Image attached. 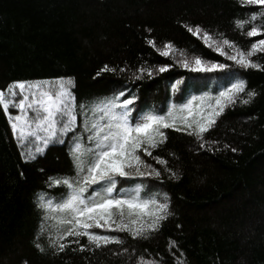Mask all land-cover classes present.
I'll return each instance as SVG.
<instances>
[{"label":"trees","instance_id":"obj_1","mask_svg":"<svg viewBox=\"0 0 264 264\" xmlns=\"http://www.w3.org/2000/svg\"><path fill=\"white\" fill-rule=\"evenodd\" d=\"M257 7H241L238 0H0V89L13 80L72 76L78 101L126 88L137 97L136 107L161 112L190 95L216 96L235 77L246 83L245 93L226 104L204 133L205 147L186 131L162 129L167 139L153 154L168 160L178 179L169 178L167 172L160 178L116 177L117 189L144 183L150 190L169 194L172 214L160 231L148 239L107 232L120 236L124 244L91 252L70 244L56 254L48 248L47 237L40 241L45 252L34 247L42 217L35 207L37 195L63 191V186L49 189L46 178L74 174L68 155L72 133L64 144H50L43 155L25 162L0 110V264H137L139 256L160 264H264V53L252 57L261 67L242 68L185 27L199 24L214 35L223 33L246 50L264 34L248 37L244 33L251 25L238 29L234 18H245ZM165 42L174 46L168 57L158 51ZM181 49L189 58L196 54L229 68L203 73L185 69L175 63ZM106 64L130 70L101 71ZM163 64L171 67L152 77L132 78L140 65ZM176 80L182 83L173 91ZM248 90L256 95L242 103ZM80 121L78 116L77 131ZM144 158L162 167L151 157Z\"/></svg>","mask_w":264,"mask_h":264},{"label":"snow or ice","instance_id":"obj_2","mask_svg":"<svg viewBox=\"0 0 264 264\" xmlns=\"http://www.w3.org/2000/svg\"><path fill=\"white\" fill-rule=\"evenodd\" d=\"M238 2L241 7H258L250 9L245 18H234L235 27L244 30L245 25H251L244 33L248 37L264 34V0ZM185 27L193 36L202 39L206 46L235 65L242 68L261 67L252 57L264 53V39L251 43L245 50L223 33L214 35L199 24H185ZM148 43L155 46L151 39ZM158 51L168 57L174 51V46L171 42H165ZM177 51L181 58L176 59L175 63L193 72L229 68L225 63L206 61L200 55L192 54L189 58L186 50ZM169 67L171 65L168 64L158 68L140 65L132 71V78L152 77L157 71L165 72ZM129 70L127 66L109 67L107 64L101 69L114 73ZM181 83V80H176L172 85L173 91H178ZM75 87L74 77L58 76L33 81L13 80L6 88L0 89V110L8 118L19 155L25 162L43 155L50 144H64L65 137L72 133L68 139V155L74 174L48 176L47 187L63 186V191H41L36 197L35 207L41 210L42 217L34 247L42 253L46 249L40 241L45 237L48 248L59 254L70 244L78 245L81 252H91L109 244H124L120 236L107 232H126L133 239H148L160 231L163 222L172 214L169 194L150 190L144 183L117 189L116 177L160 178L167 172L169 178L178 179L177 172L168 167V160L153 154V150L167 139L162 129L186 131L201 142L199 147H205L204 133L216 123L226 104L235 103L239 94L245 93L246 83L235 77L216 96L208 92L200 96L190 95L185 102L170 104L166 111L161 112L136 107L137 97L126 88L112 90L111 95L95 100L78 101L73 91ZM246 95L248 99L242 100V103H248L256 92L248 90ZM78 116L81 117L80 131H77ZM83 134H86V142ZM144 157H151L155 164L162 167H155ZM20 175L23 176V172ZM94 185L96 187H92ZM145 192L147 195H142ZM92 229L106 232L101 234ZM69 237L72 239L69 240ZM81 238H86V243H81ZM170 243L178 248L175 241ZM122 251L127 252L128 249L123 248ZM23 264H27V261ZM137 264L160 262L139 256Z\"/></svg>","mask_w":264,"mask_h":264},{"label":"rangeland","instance_id":"obj_3","mask_svg":"<svg viewBox=\"0 0 264 264\" xmlns=\"http://www.w3.org/2000/svg\"><path fill=\"white\" fill-rule=\"evenodd\" d=\"M15 111V110H14Z\"/></svg>","mask_w":264,"mask_h":264}]
</instances>
